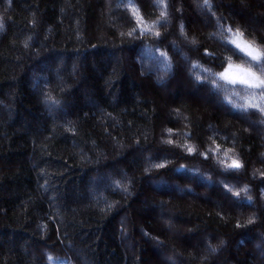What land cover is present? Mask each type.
Here are the masks:
<instances>
[{
  "label": "trees",
  "instance_id": "obj_1",
  "mask_svg": "<svg viewBox=\"0 0 264 264\" xmlns=\"http://www.w3.org/2000/svg\"><path fill=\"white\" fill-rule=\"evenodd\" d=\"M201 2L167 0L165 22L134 0L157 38L121 36L135 21L120 0H0V264H264V116L232 110L244 87L213 75L245 62L217 18L264 45V0H210L215 16ZM142 45L171 63L162 84L140 74ZM227 149L242 169L219 163Z\"/></svg>",
  "mask_w": 264,
  "mask_h": 264
},
{
  "label": "snow or ice",
  "instance_id": "obj_2",
  "mask_svg": "<svg viewBox=\"0 0 264 264\" xmlns=\"http://www.w3.org/2000/svg\"><path fill=\"white\" fill-rule=\"evenodd\" d=\"M156 7L160 9V17L159 19L167 22L168 18V5L167 0H155ZM118 6H123L126 8L132 16V19L135 21V25L127 32H121V36H133L134 34H139L143 37L146 34L154 35L155 37H160V32L157 31V26L159 20L149 22L147 21L143 14L141 13L139 7L134 3V0H120V4ZM202 10L206 11L212 16H215V13L211 11L212 4L210 0H202L200 4L197 5ZM217 27L222 29L226 34L225 39L222 40V43L225 47L229 48L230 51L233 52L234 55L242 54V59H244V63L237 64L232 61L231 56H226L223 58L221 62V67H223V71L213 74L218 77L220 81H223L226 85H241L244 87L246 91V95L240 97L243 100V103L232 104V110L236 111L240 114H247L250 111L259 113L264 116V45L257 44L254 40H249L245 37V33L240 28L233 29L231 26L225 27L224 25L219 23V18H217ZM5 30V20L2 15H0V32ZM183 30V25H181V31ZM26 48L29 46L27 43L24 45ZM175 47V45H173ZM206 55H211L206 52ZM161 57L166 58V54L164 52H160ZM187 59V57H185ZM193 67H198V65H192ZM167 67V65H166ZM205 71H208L205 69ZM195 82L198 85H204L206 82L201 79L200 76L194 77ZM211 89H219L220 85L216 83L215 80L207 82ZM210 89V90H211ZM45 96V99L51 104L59 106V101L55 100L51 95L47 93H42ZM236 95H239L238 93ZM264 123V120L261 121ZM171 133V129L168 130ZM167 143H172L171 140L166 141ZM215 144V141H213ZM187 151L189 153H194L196 149L193 146L186 145ZM221 150V146L219 144L215 145V148H209L208 152L219 153ZM208 152L201 153L205 159L208 157ZM233 152V149H227L224 151V159L219 160V163L227 170H240L244 167L243 163L240 161L238 156L229 155V153ZM154 168H164L165 164H153ZM183 167V166H181ZM147 171V169H146ZM264 175V173H262ZM131 184L130 180L127 179H112L109 184V188L114 191H121L124 193H128V186ZM228 188V191L232 192V194L236 197L241 196V192H243L246 196V199L249 204H252L251 196L248 195L249 189L247 185H245L239 191H234L232 188H229L228 185H225ZM108 209H112L115 207V204L108 203ZM254 223V218L249 217L247 220V224ZM237 227H242V225L237 224ZM247 226V225H243ZM145 235H147L145 233ZM223 241H220V245H223ZM207 250L211 254H215L218 251V246H212L211 244L207 245ZM47 261H56V264H66V261L60 260L57 257H53L49 254H45ZM206 259V257H204ZM172 264H175V261L172 257L168 258Z\"/></svg>",
  "mask_w": 264,
  "mask_h": 264
},
{
  "label": "rangeland",
  "instance_id": "obj_3",
  "mask_svg": "<svg viewBox=\"0 0 264 264\" xmlns=\"http://www.w3.org/2000/svg\"><path fill=\"white\" fill-rule=\"evenodd\" d=\"M160 52H162V50L159 47L142 45L138 49L134 60L139 67L140 74H142L143 76L154 77L157 84H162L172 75L171 63L169 62L167 57H161ZM191 94L195 97L200 98L202 102H206V100L208 101L207 93L204 91L200 90L197 92L195 90H192ZM180 192L181 191L179 190V193ZM96 196L97 195L95 192H91L92 198H95ZM249 243L254 245L256 249L260 248V245L252 239L249 240ZM260 250L261 249H259L258 251L261 252ZM166 259L168 262H171L168 258Z\"/></svg>",
  "mask_w": 264,
  "mask_h": 264
}]
</instances>
